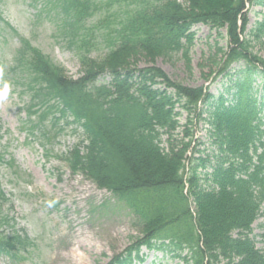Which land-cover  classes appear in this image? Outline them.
Wrapping results in <instances>:
<instances>
[{
    "label": "trees",
    "instance_id": "1",
    "mask_svg": "<svg viewBox=\"0 0 264 264\" xmlns=\"http://www.w3.org/2000/svg\"><path fill=\"white\" fill-rule=\"evenodd\" d=\"M32 2L42 7L35 18L56 22L81 77H69L23 38H17L10 76L29 96V134L38 132L49 147L62 128L54 136L49 130L72 118L84 139L60 158L134 219L138 235L110 264H131L142 247L183 264H264V224L261 240L253 234L264 217V103L251 94L253 76L264 75V60L252 46L264 21L249 30L250 9L264 10V0H115L117 12L92 27L87 24L101 15L99 0ZM0 23L12 30L1 13ZM198 25L220 38L225 33L226 40L207 59L205 80L232 72L246 78L231 98L173 82L155 65L139 67L142 58L154 64L180 56L192 72ZM103 43L106 51H94ZM200 122L208 125L205 150L194 145ZM6 202L0 190V229L11 222L3 216ZM31 245L23 232H0V256L19 261Z\"/></svg>",
    "mask_w": 264,
    "mask_h": 264
},
{
    "label": "rangeland",
    "instance_id": "2",
    "mask_svg": "<svg viewBox=\"0 0 264 264\" xmlns=\"http://www.w3.org/2000/svg\"><path fill=\"white\" fill-rule=\"evenodd\" d=\"M99 3L101 15L97 20H104L118 10L115 0H99ZM38 4L32 0H0L2 18L13 30L0 23V154L4 158L0 162V190L7 198L3 216L11 221L0 232L5 236L23 232L32 242L19 254V261L1 256L0 264H107L127 249L138 235L134 219L110 193L98 189L82 174L72 173L60 158L82 140V131L76 125H65L62 121L59 126L63 132L45 150L38 137L35 139L28 133L25 108L29 97L10 76L12 58L19 47L17 36L28 40L54 63L64 67L70 77L77 79L81 74L79 59L65 48L67 43L59 36L56 22L53 19L49 22L45 15L36 21L35 13L42 9ZM108 5H111L109 11ZM262 21L264 10L251 8L249 30ZM192 31L195 33L192 72L186 69L180 56L172 60L159 58L154 64L142 58L139 67L155 65L173 82L190 87L204 86L216 97L231 98L237 91L236 83L246 79H241L244 75L232 72V75L224 74L218 78L214 75L208 80L203 77L210 71L207 59L216 54L218 47L226 46L225 33L220 38L203 25ZM104 46L99 44L94 51H106ZM252 46L254 54L264 60V32ZM100 55L102 53L95 56ZM233 68L238 70L239 66ZM261 72L259 70L252 78L251 94L264 103V75ZM179 120L184 124L186 114ZM207 128L201 122L195 129V140L201 143L198 147L201 150L209 147ZM57 132L58 129L51 131L52 136ZM46 150L49 156H46ZM261 224H264V217L253 227L258 240H261ZM258 247L262 248L263 243ZM142 254L143 261L134 264H183L171 255L150 253L145 249Z\"/></svg>",
    "mask_w": 264,
    "mask_h": 264
}]
</instances>
